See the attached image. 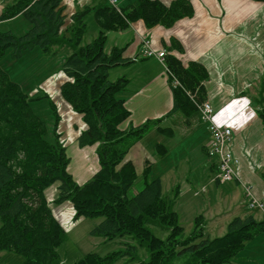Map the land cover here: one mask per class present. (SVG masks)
I'll use <instances>...</instances> for the list:
<instances>
[{"label":"trees","instance_id":"16d2710c","mask_svg":"<svg viewBox=\"0 0 264 264\" xmlns=\"http://www.w3.org/2000/svg\"><path fill=\"white\" fill-rule=\"evenodd\" d=\"M116 6H86L69 14L62 0L4 1L0 21L22 14L30 26L20 35L10 29L0 31V58L8 49H12L13 59L36 49L45 57L58 54L61 48L69 50L61 65L68 79L63 94L83 114L87 128L78 141L81 146L98 144L100 168L86 183L76 182L69 171L71 159L66 147L58 139L54 143L47 140L46 121L33 110L21 85L0 65V251L22 255L20 264H52L59 258L58 247L67 240V233L51 205L70 200L77 217L102 218L91 234L103 237L105 243L129 235L137 243L130 245L132 248L148 250L147 264H175L179 258L184 259L179 264H234L246 242L264 232V220L250 213L236 216L226 233L214 238L202 236L204 227L198 221L199 229L194 234L202 235H194L176 250L151 228L168 222L173 227L180 226L175 198L164 195L160 178L149 180L150 165L144 171L143 189L129 196L139 176L127 155L152 127L160 129L161 119H149L127 130L120 128L131 111L116 94L125 88L128 79L112 80L110 73L112 68L129 65L134 59L124 55V48L115 46L110 52L105 49L108 31L124 30L138 21L151 28L170 26L191 15L193 5L190 0H133L124 7H119L118 2ZM92 10L100 30L94 40L83 44L87 32L84 17ZM171 47L183 49L178 40ZM166 64L171 81L177 79L182 84H171L174 106L169 114L182 111L191 115L198 107L188 91L199 101L205 100L209 72L201 61L193 60L185 66L172 54ZM262 106L259 114L264 124ZM56 182L58 191L50 202L45 191ZM119 255L120 250L104 254L90 251L73 264H113Z\"/></svg>","mask_w":264,"mask_h":264},{"label":"crops","instance_id":"0c3cea01","mask_svg":"<svg viewBox=\"0 0 264 264\" xmlns=\"http://www.w3.org/2000/svg\"><path fill=\"white\" fill-rule=\"evenodd\" d=\"M132 1L117 0L119 7H124ZM190 1L193 5V13L178 19L170 26L157 25L151 28L143 21H138L130 24L124 30L107 32V36L119 34L118 43H122L127 51V56L134 59L129 65L112 68L113 72L116 68L134 66L136 72L132 76L141 85L137 90L131 91L129 90L130 81L127 89L121 95L131 111V116L121 122L120 128L127 130L131 126L142 124L149 119H161L159 123L161 125L165 120L172 122L173 118H176L175 123L189 134L187 140L189 139L193 144L196 143L197 132L194 133V129L191 131V125L193 127L196 124L194 121L198 117L199 121H202V124L206 126L209 138H212L209 126L204 121L200 110H197L200 113L197 117H195L196 111L191 115L185 114L187 119L178 117V112L182 111L169 114L174 106V93L166 58L170 54L175 55L182 60L185 66H188L193 60L201 61L209 72L205 81L206 99L214 108L215 122L232 129L233 138L229 149L240 159L238 181L219 183L215 177L212 179V183L214 181L217 185L229 184L230 194L231 192L245 194L244 185H249L251 189L254 188L255 197L264 201V182L249 178L247 173L249 166L258 165V162L264 173V124L259 114L263 108L262 105H264V101H262V96H264V0ZM62 4L66 9H81L86 6L97 8L111 3L110 0H62ZM1 8H4V3H0V11ZM67 13L75 12L68 11ZM21 17H23L22 14L9 20L0 21V26L7 27L10 21L18 20ZM28 28L29 25L23 24V30L20 32L22 33ZM97 30H100L99 24ZM141 35L150 41V46L154 51H166L162 61L157 57H146L142 54L141 41L138 43L136 41V36L140 37ZM174 40H178L183 49L171 47ZM156 62L162 65V70L159 67H153ZM123 75L118 76L116 73L118 78ZM156 128L152 127L130 149L127 159L132 160L130 158L132 149L141 146L144 138ZM78 136L77 133L76 137H73L67 145L65 142L62 143L66 147L68 155L72 153L78 155L76 166L73 170L70 168L69 171L73 174L76 182L83 184L92 179L95 171L99 170L100 163L97 152H95L98 144L81 146ZM207 139L208 135L204 137L202 143L209 142ZM212 145L210 140L209 145L205 147L206 151ZM243 147H246L247 150L244 151ZM158 150V155L157 152L155 153L161 163L169 151L164 145L159 146ZM172 152L175 156H179L181 151L173 149ZM92 153L96 155L94 164H91L90 155ZM145 157L149 159L147 155ZM70 158L72 159L71 156ZM217 163L218 159L216 163L213 162V166L218 169ZM205 190L207 188L202 187V191H200L202 193ZM200 191L198 192L200 193ZM195 192L194 195L198 196L196 190ZM245 198L246 196L241 204H244L246 208L238 216L250 213L254 214L257 220H264V213L259 210H251L247 198L246 201ZM247 253H253L254 256L247 255ZM243 259H249L250 264H264V232L246 242L234 264H241Z\"/></svg>","mask_w":264,"mask_h":264},{"label":"rangeland","instance_id":"374dc122","mask_svg":"<svg viewBox=\"0 0 264 264\" xmlns=\"http://www.w3.org/2000/svg\"><path fill=\"white\" fill-rule=\"evenodd\" d=\"M4 1L0 0V3L2 4ZM10 1L8 0V2ZM162 1L169 3L172 0ZM66 10L72 13L83 10V8ZM2 12L3 9L1 8L0 15ZM84 20L87 23V32L83 37L82 43L88 44L97 37L99 32L94 11L89 12L84 17ZM23 24L30 26V23L21 17L18 20L10 21L7 27L5 25L0 26V31L10 29L13 33L20 35L22 34L20 31L23 30ZM118 35L110 34L107 36L105 49L110 52L113 47L118 46L124 48V55L127 56L125 46L117 41ZM138 37L136 36L137 43L141 41L140 37ZM11 53L12 49L6 50L5 54L0 58V65L12 80L21 85V88L29 96L33 110L46 121L48 125L47 140L54 143L58 139L61 143L65 142L66 145L69 144L73 137H76L77 133L80 135L87 128L83 114L78 113L63 94V85L68 79L61 69V65L62 61L69 54V50L61 48L58 54L45 57L40 50L36 49L20 59H13ZM133 67L116 68L114 72L111 70L110 79L118 78L116 77V73L118 76L124 74L123 78L128 79L125 88L116 94V97L119 99L124 100V98H121V95L127 89L130 81L129 90L131 91L137 90L141 86L132 76L136 72ZM153 67H159L162 70V65L158 62ZM52 105H54L57 111L58 120H56V114ZM196 112L195 117L200 114L198 111ZM178 117L180 119H187L182 112H178ZM175 119L173 118L172 122L165 120L161 125L159 124L160 129L156 128L151 131L144 138L141 146H136L132 149L130 158L134 162L139 178L130 189L129 196H134L143 189L144 171L147 165H150L149 180L160 178L164 195L168 198L173 197L171 199L175 198L174 207L178 214L177 223L180 226L173 227L168 222L158 224L165 225V227L154 224L151 228L159 239L168 241V243L175 246L176 250H178L181 248L180 245L182 243L187 244L189 239H193L194 235H202V233L194 234L199 229L197 228L199 225L204 227L203 237L214 238L224 235L228 224L233 218L241 215L246 206L241 204L244 201V193L237 194L231 192L230 194L229 184L217 185L214 181L212 183V179L218 175V169L213 166V162H217V157L209 154L211 148L208 151L205 149L209 145L210 140L213 144L214 140L212 139L213 137L209 138V132L206 126L202 124V121H199L197 117L194 121L196 124L193 127L191 125V131L194 129V133L197 132L196 143L191 144L190 140H187L189 134L178 127ZM207 135L209 142L202 143V140ZM184 143L185 145L182 147ZM163 145L169 152L165 155V159L159 163L157 159L158 149L159 146ZM173 149L174 151H181L179 156H175L172 152ZM242 149L244 151L247 150L246 147ZM155 152H157V155ZM146 155L149 159L145 157ZM70 156L72 159L70 158L69 169L73 170L79 157L74 153L68 155V157ZM90 158L92 159L91 164H94L96 155L92 153ZM247 173L249 178L264 182V177H262L264 173L260 169L259 162L258 165L252 164L249 166ZM58 186L59 182H56L46 189L45 193L50 202L55 199L54 196L58 191ZM202 187L207 188V190L201 193ZM195 190L198 196L194 195L196 193ZM251 191L254 194V188ZM51 209L67 233V240L58 247L59 258L52 264H73L90 251L104 254L119 250L120 255L113 264H147L149 261L148 250L139 246L132 248L130 245H137V243L129 235L106 241L107 243H105L103 237L91 234V230L102 218L77 217L76 208L70 200H64L63 202L56 201L51 205ZM198 221L199 225L197 226ZM248 254L254 256L253 253ZM0 256V264H20L24 259L22 255L7 250L0 251ZM182 261L184 259L179 258L175 261V264H179ZM241 264H250V261L249 259H243Z\"/></svg>","mask_w":264,"mask_h":264},{"label":"built area","instance_id":"2783aa9c","mask_svg":"<svg viewBox=\"0 0 264 264\" xmlns=\"http://www.w3.org/2000/svg\"><path fill=\"white\" fill-rule=\"evenodd\" d=\"M110 3L117 7V0H110ZM140 37L143 54L146 57H157L162 61L166 55V51H154L150 46V41L147 38L142 37V35ZM172 84L174 87H182V84L177 79H174ZM188 92L192 97V100L196 103L198 109L201 111L203 119L208 124L209 131L214 140L213 147L209 150V154L211 156H216L218 159V175L216 179H218L220 183L239 180L238 167L240 159L229 149V144L233 138L232 129L228 126H221L215 122L214 108L207 99L199 101L195 95H192L190 91ZM244 191L249 208L264 213V201L255 197L249 185H244Z\"/></svg>","mask_w":264,"mask_h":264}]
</instances>
